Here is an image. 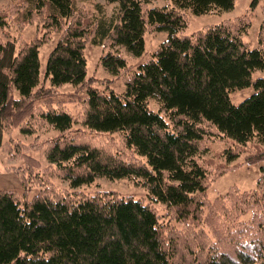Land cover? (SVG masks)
Returning <instances> with one entry per match:
<instances>
[{
  "label": "trees",
  "instance_id": "16d2710c",
  "mask_svg": "<svg viewBox=\"0 0 264 264\" xmlns=\"http://www.w3.org/2000/svg\"><path fill=\"white\" fill-rule=\"evenodd\" d=\"M102 1L116 4L111 17L100 5L96 15L78 0L0 6V148L20 160L12 169L24 189L0 190V264H264V167L254 190L206 198L207 186L222 174L264 161V78L252 79L255 70L264 71V19L258 47L249 49L242 37L250 12L181 34L183 10L229 11L235 0H165L163 7ZM259 1L252 0L251 9ZM10 19L21 27L36 22L46 33L31 42L9 40ZM52 31L59 38L39 86L38 48ZM161 31L167 38L134 69L121 54L101 57L107 72L123 75V93L110 88L111 79L86 78L87 43L140 56L144 35ZM64 84L75 88L77 116L52 105ZM249 86L253 93L233 105L228 93ZM38 124L57 136L29 146L3 143L14 128L28 135ZM216 138L231 144L203 157ZM253 139L258 145L247 147ZM41 147L45 167L27 154ZM238 157L242 163L230 167ZM97 178L137 179L166 214L114 191L77 190ZM33 187L38 191L28 198Z\"/></svg>",
  "mask_w": 264,
  "mask_h": 264
},
{
  "label": "rangeland",
  "instance_id": "374dc122",
  "mask_svg": "<svg viewBox=\"0 0 264 264\" xmlns=\"http://www.w3.org/2000/svg\"><path fill=\"white\" fill-rule=\"evenodd\" d=\"M150 6L163 7L166 6L167 1L165 0H147ZM252 0H235L234 6L229 11H216L212 13L202 14V15H193L190 10H183L185 17L187 18V25L182 30L181 34L190 35L193 32L203 29L205 26L218 24L222 20L236 17L240 14L250 12L251 13V25L249 26L246 33L243 35L242 39L246 43L249 49H254L258 47V30L264 19V0H260L255 8L251 9ZM11 3H16L17 0H0V6H6ZM100 5L102 15L106 18L111 17L116 10V4L114 3H105L102 0H78V5H84L85 8H88L95 12L98 15L97 10L94 5ZM7 32L9 34V40L16 41L20 43V40L31 42L35 39H40L43 37L46 30L43 26L38 23H28L23 27L17 24V21L12 19L7 22ZM59 38V32H50L48 41L42 43L38 48V58H39V75H40V84L41 85L44 73L46 69V62L50 51L54 48ZM167 38L166 32H152L146 33L144 35V50L140 56H134L130 54L124 47L117 46L113 48H103L101 45H96L92 43H87L84 48V58L86 61V78H97V79H111L112 82L109 84L110 88L117 92L123 93L125 91V85L123 82V75H111L107 72L101 65L100 59L108 51L113 53L121 54L127 62V65L132 69L136 68L137 65L147 61L153 51H155L161 43ZM255 78H264V71L255 70L252 73V79ZM46 85L49 84L47 80ZM103 89V86H99ZM75 88L71 84H64L58 90L56 95L52 98V105L57 109V104L60 103L61 107L66 111L72 113L74 116H77L80 112V104L73 100L72 95L74 94ZM253 93V88L251 86L245 87L242 89H237L228 93L229 100L233 105L239 104L242 100L249 97ZM58 102V103H56ZM36 104H40V101H37ZM149 107L157 111L159 106L154 101V99H149ZM58 131L54 130L51 126L47 124H38L33 126V131L28 135L23 134L19 128H14L9 133L4 134L3 143L8 142H22L24 145H31L33 140L38 139V143H41L47 139L56 137ZM256 139H253L247 147H253ZM211 148L209 151L203 155V157L210 158L213 156L214 151H218L224 146H229L231 144L226 139L216 138L209 142ZM257 144V143H256ZM258 145V144H257ZM262 149L264 145L260 144ZM27 154L37 159L40 164L45 167L48 165V162L44 155V149L41 148H30L27 151ZM242 160L238 157L236 161L228 164L230 167H234L236 163ZM20 160H17L12 156V154L7 153L3 148H0V190H14L19 193H23V184L21 176L12 169V167H19L21 163ZM264 167V161L245 166V164H239L233 170H229L225 174H222L219 178L213 180L209 183L206 190V198L209 201L214 200L218 196L226 194L230 189H237L241 192L243 191H252L256 188L257 181L259 180L262 170ZM137 179H114L108 180L105 178H97L91 184L82 185L77 190L82 193H94L97 191H114L121 196H132L137 199H141L144 203L152 206L159 215L164 216L166 214V207L163 203L155 202L149 195L148 190L136 184ZM57 187L67 190L68 183L64 180H59L53 178L51 180ZM38 188L33 187L27 191V197L31 198L36 194ZM250 218V213L243 215L242 220H247ZM171 224L175 228L180 229L182 226L180 223L171 221Z\"/></svg>",
  "mask_w": 264,
  "mask_h": 264
}]
</instances>
